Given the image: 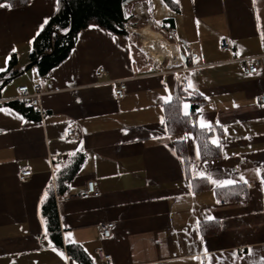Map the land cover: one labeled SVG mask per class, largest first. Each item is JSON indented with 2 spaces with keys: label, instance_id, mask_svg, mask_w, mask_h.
I'll return each instance as SVG.
<instances>
[{
  "label": "crops",
  "instance_id": "obj_1",
  "mask_svg": "<svg viewBox=\"0 0 264 264\" xmlns=\"http://www.w3.org/2000/svg\"><path fill=\"white\" fill-rule=\"evenodd\" d=\"M172 1L178 10L166 0L134 7L150 14L153 24L143 26L171 36L179 63L156 59L132 18L127 33L82 29L70 55L45 75L31 54L60 0L0 3V69H7L0 71L7 78L0 88V264H82L67 251L72 242L94 264H264V104L257 100L264 95V0ZM224 37L232 52L221 48ZM235 58H251L259 71L247 74ZM120 81L127 85L122 99L115 95ZM177 84L183 116L201 96L192 119L222 144L212 143L217 157L202 158L194 130L168 124ZM23 85L43 92L39 108L23 104L30 114L10 100ZM73 124L78 139L67 136ZM79 157V170L57 197L63 246H56L42 206L59 173ZM25 169L32 174L20 179ZM198 172L237 183L217 187ZM90 178L101 193L86 198ZM208 215L215 219L206 222ZM111 221L113 236L102 239L101 227ZM99 246L108 262L98 258Z\"/></svg>",
  "mask_w": 264,
  "mask_h": 264
},
{
  "label": "trees",
  "instance_id": "obj_2",
  "mask_svg": "<svg viewBox=\"0 0 264 264\" xmlns=\"http://www.w3.org/2000/svg\"><path fill=\"white\" fill-rule=\"evenodd\" d=\"M139 0H60L58 10L43 27L34 41L32 61L42 75L47 74L51 68L63 62L75 47L79 31L91 25L106 27L118 33H127V25L133 18L132 9ZM167 3L178 10V6L172 0ZM8 2L14 7H20L27 3V0H0V3ZM145 25L137 22L136 27ZM157 29L156 26H153ZM15 58L10 61V70L14 68ZM16 71L14 70L13 73ZM5 74H0V88L6 82ZM183 101L181 85L177 84L173 101L167 109V121L172 129L194 130L200 142L201 155L203 159H212L218 156V148L210 140L208 130L199 128L192 117L202 103L201 96L195 94L191 98L192 110L187 116L181 114L180 108ZM9 104H15L8 102ZM17 109L24 114H30L31 106L16 105ZM82 158L67 170L59 173L56 187H50L48 196L43 203L42 211L46 219L49 234L56 246H63V237L59 221L57 197L64 195L74 175L80 167ZM232 194V193H231ZM231 197L236 198L234 193ZM67 251L73 259L82 264H94V260L84 251L78 243H68Z\"/></svg>",
  "mask_w": 264,
  "mask_h": 264
},
{
  "label": "built area",
  "instance_id": "obj_3",
  "mask_svg": "<svg viewBox=\"0 0 264 264\" xmlns=\"http://www.w3.org/2000/svg\"><path fill=\"white\" fill-rule=\"evenodd\" d=\"M138 13V12H137ZM139 14V13H138ZM140 16V14H139ZM221 48L224 51L227 52H232L234 49V45L232 41L224 37L221 41ZM188 53H191V49H187ZM187 59L190 61L192 57L189 55L187 56ZM233 61H236L244 70L247 74H254L259 71V66L251 62V58H235ZM105 72L104 67H99L96 70L97 75H101ZM126 87L127 85L125 84L124 81H120L119 84L115 88V95L117 98L122 99L126 95ZM187 81H183L182 85V90L185 92L184 96H187ZM43 92L41 90H37L34 93H30L28 86L23 85L18 88V94L13 97L10 100L16 101L18 104H26L30 103V105L34 108H39L40 107V100ZM258 102L264 104V95H260L257 97ZM1 101V100H0ZM79 126L77 124H73L67 128V136L72 137L74 139H78L80 136L79 132ZM32 174L31 169H25L21 170L19 173L20 179H25L27 176H30ZM101 193L100 188H99V181L96 178H90L87 183H86V189L83 192L84 197H91V196H99ZM115 226V222H107L101 227L100 230V236L102 239H108L113 236V228ZM96 253L98 258L103 261V262H108L111 259V255L108 254L102 246L97 247Z\"/></svg>",
  "mask_w": 264,
  "mask_h": 264
},
{
  "label": "bare ground",
  "instance_id": "obj_4",
  "mask_svg": "<svg viewBox=\"0 0 264 264\" xmlns=\"http://www.w3.org/2000/svg\"><path fill=\"white\" fill-rule=\"evenodd\" d=\"M144 47L161 62L169 58L170 63L177 64L180 57L177 54L176 46L165 39L160 32L150 29L149 26H143L140 29Z\"/></svg>",
  "mask_w": 264,
  "mask_h": 264
},
{
  "label": "snow or ice",
  "instance_id": "obj_5",
  "mask_svg": "<svg viewBox=\"0 0 264 264\" xmlns=\"http://www.w3.org/2000/svg\"><path fill=\"white\" fill-rule=\"evenodd\" d=\"M5 5H0V7H3ZM7 7H11V5H7ZM45 23H47V21H45ZM15 51V50H14ZM11 57L9 56L7 59H10ZM7 69H0V71H6ZM191 87V85H190ZM189 107V105H185V108L187 109ZM0 110H3V109H0ZM187 115V112L185 113ZM201 127H211L207 122H201ZM226 131V129H225ZM211 143L215 144L217 147H222V144L220 143V141L218 139H213L211 141ZM75 153H73L74 155ZM198 155V153H197ZM257 174L259 175L260 172H261V169H257L256 170ZM195 175H198L200 178L202 179H206L208 180L209 182H211L213 185L217 186V187H224V186H229V185H233L235 183H237L236 180H233V179H227V180H216V179H213L212 176L210 174H207L206 172H198V173H194ZM240 180L243 181V183L247 184V181L244 180L243 177H240ZM262 183H264V179H262ZM47 195V194H45ZM219 202V201H218ZM215 218L211 215H208L205 217V221H213ZM200 227V221L197 220L196 222V228L199 229ZM46 231V230H45ZM71 237V233L68 234V238ZM201 241H203V237H200ZM205 253L207 252V249L205 248L204 249ZM61 255H63V253H61ZM232 257H237L238 253L237 252H233L232 254ZM194 259H200V257H194ZM211 259V258H209Z\"/></svg>",
  "mask_w": 264,
  "mask_h": 264
},
{
  "label": "rangeland",
  "instance_id": "obj_6",
  "mask_svg": "<svg viewBox=\"0 0 264 264\" xmlns=\"http://www.w3.org/2000/svg\"><path fill=\"white\" fill-rule=\"evenodd\" d=\"M146 2H147V4L149 5V6H151L152 8H153V4H152V0H146ZM138 7V6H137ZM144 15L142 16V14H140V18H137L138 16H139V14L137 13V11L135 12V7H134V11H133V20L135 21V20H138V21H140L141 23H144L145 25H152L153 24V22H151L152 20H151V17H150V14H149V12H145V13H143ZM158 22H161V23H163L161 20H158ZM153 30H155V29H153ZM163 30V29H162ZM165 37H166V39H168V40H170L171 42H172V38H171V36L167 33V34H165V33H162ZM138 36V38H139V35H137ZM166 62H168V61H166Z\"/></svg>",
  "mask_w": 264,
  "mask_h": 264
}]
</instances>
